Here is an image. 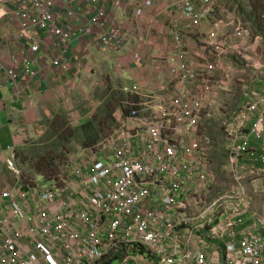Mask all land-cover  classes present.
Masks as SVG:
<instances>
[{"label":"built area","instance_id":"built-area-1","mask_svg":"<svg viewBox=\"0 0 264 264\" xmlns=\"http://www.w3.org/2000/svg\"><path fill=\"white\" fill-rule=\"evenodd\" d=\"M3 1L13 5V17L30 51L21 62L15 59L12 67L0 51V79L17 92L39 75L34 64L41 33L57 39L60 55L51 65L68 71L63 57L76 34L94 33L108 16L99 3L95 8L98 0H85V7L95 10L85 26L76 30V24L81 25L77 9L68 11L71 21L64 24L49 0ZM68 1L73 5L78 0ZM222 1L173 2V11L185 21L173 25V51L167 56L177 87L169 101L159 97L145 129L118 133L103 144L100 156L91 151L60 181L39 176L41 180L34 184L18 183L0 192V264H137V260L143 264H264V218L257 216L252 222L262 231L248 226L247 218L255 215L246 184L254 194L264 191V74L259 84L246 88L244 104L225 125L232 186L195 215L186 214L190 208L187 184L205 183L207 174L200 142L193 138L185 142V135L200 123L205 92L212 87L208 77L217 65L208 63L196 71L188 59L183 32L184 27L204 24L212 31L222 29L223 22L212 19ZM151 4L143 0L135 18ZM248 34V29L238 26L231 35L214 37L208 44L222 56ZM122 36V30L114 26L100 33L98 40L116 48ZM134 57L142 61L139 53ZM124 90L137 93L139 86ZM138 114V109L130 110V118ZM7 166L19 173L14 157ZM139 248L147 253L137 254Z\"/></svg>","mask_w":264,"mask_h":264},{"label":"rangeland","instance_id":"rangeland-1","mask_svg":"<svg viewBox=\"0 0 264 264\" xmlns=\"http://www.w3.org/2000/svg\"><path fill=\"white\" fill-rule=\"evenodd\" d=\"M151 1L150 6H145L149 8H146L145 15L142 14L144 17L141 15L135 18V9L142 5L143 0H119L120 20L116 21L112 18L107 2L98 0L95 8L99 3V6L107 10L106 22H115L122 30L123 42L115 48L100 41H95L94 46L87 39L74 40L82 44L76 46L74 56L70 55L67 60L69 73L73 75L72 83H65L61 89L59 83L55 85V108L48 105L41 113H33L30 117L33 121L24 122V117H21L24 138L23 143L16 148V153L24 150L28 155L16 157L14 165L19 173L10 170L6 162L0 166V192L5 188H16L18 183L30 185L41 180L39 176L42 175L34 167L40 157H55L57 170L51 178L60 181L69 177L74 165L89 158L91 151L98 152L100 156L99 150L103 144L118 133L129 131L135 134L139 129H145V124L154 117L159 97L164 96L169 101L171 95H175L177 80L172 78L167 56L173 51V25L185 21L180 13L173 11L175 0ZM78 3H74L73 7L82 9L83 3ZM14 10L13 5L0 2V13L3 14L0 30L11 20ZM68 11L65 12L67 17L62 20L64 24L71 21ZM84 18L82 15V20ZM212 19L221 20L222 29L212 31L204 24L199 28L184 27L183 32L187 56L196 71H201L207 63L217 65V70L208 77L212 89L209 88L208 94L205 92L200 123L194 131L185 135V142L192 138L200 142L205 152L202 168L207 174L205 183L187 184L190 203L186 213L188 216L198 213L204 205L218 201L232 186L225 125L244 104L246 88L259 84L264 74V0H224L213 13ZM82 20V26H85L86 21ZM238 26L248 29L249 34L228 53L218 56L208 44L209 41L221 35H231ZM17 31L19 33L16 37L21 38L19 28ZM75 42L69 48L70 52ZM87 45L90 46L89 50H86ZM135 53L142 56L140 63L136 62ZM152 80L157 81L152 86L156 88H150L147 92ZM166 82H170L172 87L162 90L161 86ZM134 83H138L139 91L125 92L124 88ZM61 92L66 93L64 98L60 96ZM133 108L139 112L136 118H130V110ZM88 122L96 124L91 133L75 136L72 132L70 139L65 136L62 141H58L56 124L66 123L67 127L76 128ZM26 157L30 159L26 160ZM246 184L252 196V213L255 215L247 218L248 226L262 231L259 225L254 226L252 222L257 216L264 218V191L254 194L250 184ZM136 263L143 264L138 260ZM112 264H118V261Z\"/></svg>","mask_w":264,"mask_h":264},{"label":"crops","instance_id":"crops-1","mask_svg":"<svg viewBox=\"0 0 264 264\" xmlns=\"http://www.w3.org/2000/svg\"><path fill=\"white\" fill-rule=\"evenodd\" d=\"M49 1L54 4L55 11L59 14L60 19L62 17L61 21L67 17V14L65 12L72 8L75 10L77 9L76 13H78L81 20L82 15L83 17H85L82 21H87V19L94 13L90 12L91 9L88 10V8H86L84 4L82 5L83 8L78 11L79 7H73L75 6L74 4L68 5L66 0ZM84 1L85 0H78L77 2L83 3ZM106 2L107 5L110 6L112 18L116 21L120 20L121 8L119 5H117L119 0H105V3ZM146 8L148 9L149 7ZM146 8H144L143 15H145L144 13L147 10ZM3 13L5 14V11H3ZM129 13L130 11L127 12V20ZM143 15L141 17H144ZM11 20L8 21L7 25H3L2 30H0V51L3 53L4 62L9 67L15 66V59L21 62L23 60L22 58L25 55H30L29 46L25 43L22 35H20L22 39L20 37H16V35L19 33L17 31V28H19L17 19L12 17ZM80 24L81 25H79V23L76 24V30L81 28V26L83 25V23ZM112 24V27L116 26L115 22ZM112 24L105 22V24H103L102 26L97 27V29H99L94 33L83 37L79 34H76L75 39H87L89 44H93L95 46V41H99V34L108 30V28ZM76 33L78 32L76 31ZM39 37L41 41V48L37 56L38 59H36V62L34 64V68L39 73L38 77L30 83H25L24 86L26 88H22L23 90L21 89V92L13 90L0 79V166L5 162L7 164V161L14 157L16 148L23 143L24 133L21 130V117L23 116V121L26 122L30 120V117H32L33 113H41V111L48 105H51V108H55L57 106L53 95L56 91L55 85L59 83L61 89L65 83L67 85L68 83H72L73 80V75L72 73H69V70L62 71L61 69L54 68L51 65L52 60L58 58L60 55V49L57 45V39L47 33H41ZM79 44L82 43L80 42ZM79 44L75 42V47L71 48V52L70 50L67 51L66 55L63 57L66 62H68L67 60L70 55L74 56L76 46L79 47ZM89 49L90 46L87 45L86 50ZM207 65L209 64L207 63L203 66ZM172 78L174 77L172 76ZM168 79H170L169 76ZM156 82L152 80L150 84H148L147 92L150 90V88H156L155 86L152 87ZM134 84L138 85V83ZM170 84V82H166L161 86V89L169 90L170 87H172V85ZM175 84L177 85L176 81ZM65 94V92H61L60 96L64 98ZM65 103L66 107H68V103ZM32 105L33 107H30ZM32 110L33 112H31Z\"/></svg>","mask_w":264,"mask_h":264},{"label":"trees","instance_id":"trees-1","mask_svg":"<svg viewBox=\"0 0 264 264\" xmlns=\"http://www.w3.org/2000/svg\"><path fill=\"white\" fill-rule=\"evenodd\" d=\"M57 126L55 127L56 132L59 133V140L62 141L64 137L66 136L68 139H70L73 134L75 133L78 135L85 136L89 133H91V129L95 127L93 122H88L85 125H82L80 127L72 128V127H67L68 125L66 123H59L56 124ZM73 132V134H72ZM72 134V135H71ZM95 142V141H94ZM28 155L26 151L18 150V153L15 152L14 154V161L16 160V157H22ZM30 159V157H26V160ZM25 160V158H24ZM34 167L36 170L43 176V177H48L51 178V175L55 173L57 170L56 163H55V157H40ZM137 254H146L147 252L143 248L136 249Z\"/></svg>","mask_w":264,"mask_h":264}]
</instances>
